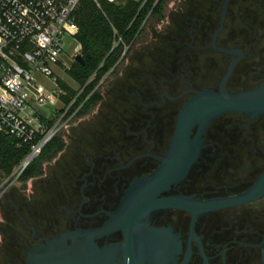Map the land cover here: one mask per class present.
<instances>
[{
  "label": "flooded vegetation",
  "instance_id": "1",
  "mask_svg": "<svg viewBox=\"0 0 264 264\" xmlns=\"http://www.w3.org/2000/svg\"><path fill=\"white\" fill-rule=\"evenodd\" d=\"M222 85H264V0L157 2L96 86L101 100L79 114L85 100L59 133L64 148L31 188L4 192L0 264H25L40 239L79 231H99L94 242L119 245L122 261V222L149 260L264 264V113L196 123L173 148L185 105ZM248 195L197 213L199 202Z\"/></svg>",
  "mask_w": 264,
  "mask_h": 264
},
{
  "label": "built area",
  "instance_id": "2",
  "mask_svg": "<svg viewBox=\"0 0 264 264\" xmlns=\"http://www.w3.org/2000/svg\"><path fill=\"white\" fill-rule=\"evenodd\" d=\"M132 1L140 2L142 8L148 0ZM80 2L0 0V132L29 147L28 154L8 180H19L28 165L63 131L82 106L71 111L84 87L77 90L78 94L69 103L63 102L61 96L66 91L58 85L51 69V64H57L68 70L81 54L77 49L68 50L70 41L78 42L76 9ZM120 43H124L122 36L115 39L114 47ZM37 73L53 79V90L39 82ZM59 102L62 107L57 106Z\"/></svg>",
  "mask_w": 264,
  "mask_h": 264
},
{
  "label": "trees",
  "instance_id": "3",
  "mask_svg": "<svg viewBox=\"0 0 264 264\" xmlns=\"http://www.w3.org/2000/svg\"><path fill=\"white\" fill-rule=\"evenodd\" d=\"M161 1L148 0L141 8L140 2L132 0L122 2L98 0L99 5L95 0H81L76 9V21L79 26L76 38L81 45L84 64L75 61L67 71L80 87H84V91L77 98L71 111L87 100L79 114L85 113L101 100L102 96L94 91L97 84L119 60L125 44H129L137 35L154 5ZM119 36L123 37L125 44L120 43L114 47L115 39ZM58 85L66 91V94L61 96L65 103H69L78 94L77 90L60 78H58ZM63 148L64 140L58 134L28 165L20 180L26 184L31 178L41 174L44 163L52 161ZM28 152L27 145H20L15 137L0 132V171L2 174L10 175Z\"/></svg>",
  "mask_w": 264,
  "mask_h": 264
},
{
  "label": "water",
  "instance_id": "4",
  "mask_svg": "<svg viewBox=\"0 0 264 264\" xmlns=\"http://www.w3.org/2000/svg\"><path fill=\"white\" fill-rule=\"evenodd\" d=\"M75 59L84 64L81 54H78ZM198 94L199 97L190 100L179 115L177 132L173 138V148L178 147L180 142L188 141L190 129L196 123H200L204 127L215 118L230 112H244L253 116L264 113V85L240 93L230 92L222 85L218 92L205 90ZM163 174L164 170H160L156 176L159 178ZM249 198L248 195L246 197L199 202L197 213L239 204ZM165 201L168 202V200H161L160 202L163 204ZM118 228L123 229L125 233V241L122 244V261L118 262L116 255L117 248H120L119 245L111 244L100 248L94 242L99 231H79L62 232L51 238L40 239L44 242L27 248L25 264H146L149 260L147 256L143 253L137 255L134 250L129 235V227L122 222ZM149 264L167 263L156 259L149 260Z\"/></svg>",
  "mask_w": 264,
  "mask_h": 264
},
{
  "label": "rangeland",
  "instance_id": "5",
  "mask_svg": "<svg viewBox=\"0 0 264 264\" xmlns=\"http://www.w3.org/2000/svg\"><path fill=\"white\" fill-rule=\"evenodd\" d=\"M80 48H81V46L77 41H75V42L70 41L69 46H68V50L70 52L73 51L74 49H77V50H79L78 53H81ZM51 69H52L55 77L62 79L68 85H70L71 87H73L76 90L81 89L80 85L70 76L69 72L66 69H63L61 66H59L57 64H51ZM108 73H110V71L107 72L102 77L101 80H104ZM36 76H37V79L39 80V82H41L48 90H53L55 83L53 82V79L51 77L43 75L41 73H37ZM98 84H97V86H98ZM57 106L62 107V103L59 102V104H57ZM51 108L53 109L54 107H51ZM78 118H80V117H77L76 120H79ZM70 124H72V122ZM64 129H65V127H64ZM43 166L46 167L48 165H46V163H44ZM8 178H9V175H4V174L0 173V226L3 225L4 223H6V221L8 220V217H10V215H11V213L8 212V210H7V204L8 203L2 202L3 198H4V196H3L4 192L7 191L9 193L10 191H17V192L22 193L24 190L31 188L30 180L26 184H24L20 179L15 181L14 179L8 180ZM28 191H30V190H28ZM28 191L26 193H30ZM5 210H6V212H5ZM6 235L9 236V234L7 232H6ZM1 236H3L2 233H0V243H1Z\"/></svg>",
  "mask_w": 264,
  "mask_h": 264
}]
</instances>
